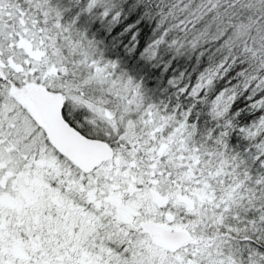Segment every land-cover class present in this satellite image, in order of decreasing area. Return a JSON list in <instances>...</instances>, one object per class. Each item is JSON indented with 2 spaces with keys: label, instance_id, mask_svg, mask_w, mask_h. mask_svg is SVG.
<instances>
[{
  "label": "snow or ice",
  "instance_id": "6c2138e0",
  "mask_svg": "<svg viewBox=\"0 0 264 264\" xmlns=\"http://www.w3.org/2000/svg\"><path fill=\"white\" fill-rule=\"evenodd\" d=\"M0 264H264V0H0Z\"/></svg>",
  "mask_w": 264,
  "mask_h": 264
}]
</instances>
